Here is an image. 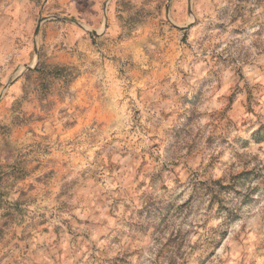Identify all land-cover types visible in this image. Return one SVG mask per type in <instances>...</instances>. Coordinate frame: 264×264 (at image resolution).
Instances as JSON below:
<instances>
[{
    "label": "rangeland",
    "instance_id": "rangeland-1",
    "mask_svg": "<svg viewBox=\"0 0 264 264\" xmlns=\"http://www.w3.org/2000/svg\"><path fill=\"white\" fill-rule=\"evenodd\" d=\"M12 2L15 7L4 9L3 0H0V23H3L5 16H19L22 0ZM250 2L168 0L166 13L175 12L179 19L192 17L193 22L186 29H181L178 24L171 25L172 30L181 32L179 45L174 42V37L169 38L152 52L147 51L141 42L121 40L122 51L118 50L112 58L113 62H120V68L115 72L110 65L105 68L108 74L104 85L107 107L102 106L93 81L77 82L75 99L61 100L58 110L55 105L48 108V114L42 109L34 119L15 124L11 129L0 125V135L12 137L4 141L7 150L5 161L11 162H0V187L5 186L6 179L8 186H20V198L11 204L4 200L9 193L0 190V207L5 208L0 239L4 237V230L9 228L10 222H14L17 216L22 219L27 215L22 204L48 200L55 211L45 205L48 215L36 213L30 217V221H34L32 227L36 235L48 237L51 234L55 237L53 243H58L59 247L53 253L47 251L44 244L37 245L34 264H132V258L141 260L143 242L159 240L173 219L179 218L174 209L183 195L180 191L183 184L179 177L174 181L173 188L163 181L167 174L180 168L183 161L170 159L168 163H160L161 156L174 157L182 147L187 148L185 155L198 153L202 151L201 143L210 151L217 140L223 139L219 134L209 135L205 139L197 133L191 144L182 146L180 143L183 134L197 118L196 107L213 85L221 68L236 62V57L221 53L225 41L218 40V37L225 33L234 37L227 41L225 52L238 47L241 39L247 36L248 28L253 26L246 27L241 20V17H247L245 8ZM233 3L238 5V11L228 19L230 11H233ZM131 8V0H76L72 13L59 17V20L82 28L78 17H87L85 22L91 25L97 16L102 15L104 29L111 32L114 27L119 29L120 22L125 19L124 14ZM201 14L212 16L214 20L198 29ZM132 19L128 17V21ZM226 19L228 22L224 23ZM40 32L41 24L38 22L33 35ZM101 35L103 33L93 27L86 38L95 45ZM253 35L264 38V26ZM207 48L212 51L203 55L212 68H206V74L200 75L190 89L182 91L189 75L197 72L196 64L188 60V54L193 49ZM122 56L126 59L121 60ZM178 63L183 66H178ZM196 63L204 61L198 60ZM145 64L148 67L136 71L139 65ZM125 67L132 71L125 73ZM237 75L243 78L240 69H237ZM124 79L134 86V98L145 101L137 106L132 118L143 115L147 122L151 119L149 113H152V109H159L163 105H174L181 109L172 117L169 108H163L162 114L171 118V125L164 129L161 137L149 134L148 139L152 143L148 147H139L146 134L142 128L122 127L128 112L122 99L126 87L122 83ZM222 86L217 85L218 88ZM5 87L9 93L0 94V115H4L3 109L16 105L12 84ZM252 96L249 90V103ZM232 103H235L234 94L229 95V105ZM244 123L247 124V121ZM247 130L253 139L241 140L244 147L264 144V125L259 129L253 125ZM125 131L127 135L123 134ZM13 156L15 159H12ZM225 163L226 160L214 156L205 161V170L216 171ZM157 185L158 194H154ZM179 209L193 216L198 205L189 197L179 205ZM66 212H70L69 218L61 219L59 225L48 226L50 221ZM230 236V231H221L218 238L212 236L207 239L197 257L199 264H225L226 261L230 264ZM182 248L181 234H169L162 242L157 259L172 251L179 253Z\"/></svg>",
    "mask_w": 264,
    "mask_h": 264
},
{
    "label": "clouds",
    "instance_id": "clouds-1",
    "mask_svg": "<svg viewBox=\"0 0 264 264\" xmlns=\"http://www.w3.org/2000/svg\"><path fill=\"white\" fill-rule=\"evenodd\" d=\"M75 2L22 0L19 16L3 18V23H0V94L7 95L9 89L5 85L12 84L16 105L3 109L0 125L11 129L15 124L34 119L41 114L42 109L45 114H48V108L52 105L58 110L61 100L75 99L77 82L93 81L102 106L107 107L104 85L108 74L105 68L110 65L113 72L120 68V62H113L112 58L118 50L122 51L121 40L141 42L147 51L152 52L169 38L174 37V42L179 45L181 32L172 30L171 25L178 24L181 29H186L193 22L192 17L179 19L175 12L166 13L168 0H131L132 8L124 14L125 19L120 22L119 29L114 27L111 32L104 29L102 15L97 16L91 25L85 22L87 17H78L82 28L76 27L74 23L60 22L59 17L72 13ZM15 6L12 0H3L4 9ZM232 9L228 19L236 15L238 5L233 3ZM245 11L247 17H241L244 26H253L248 28L247 36L241 39L236 49L224 51L228 47L227 41L234 37L227 33L218 37V40L225 41L221 53L236 57V62L221 68L213 85L196 107L197 118L183 134L180 143L182 146L191 144L197 133L205 139L212 134L222 135L223 139L217 140L210 151L201 143L202 151L198 153L185 155L187 148L182 147L174 157L161 156L160 163H168L170 159L183 161L181 167L167 174L163 181L169 188H173L174 181L179 177L183 184L180 189L183 195L174 209L179 218L173 219L159 240H145L143 258H132V264H199L197 257L201 247L210 237L218 238L221 231L231 233V251L228 252L230 264H264V144H254L252 147L241 144V140L253 139L247 130L249 127L254 125L259 129L264 125V38L253 35L264 26V0H251ZM201 15L198 29L214 20L212 16ZM129 16L133 18L132 21H128ZM38 22L41 24V32L34 36L33 30ZM227 22L226 19L224 23ZM93 27L103 33L95 45L86 38ZM211 51V48L193 49L188 54L187 58L196 64L197 72L189 75L182 91L190 89L200 75L206 74V68H212V64L203 55ZM124 59L126 57L122 56L121 60ZM198 60L204 63H196ZM178 66L183 65L178 63ZM145 67L148 65H139L136 71ZM237 69L243 73V78L237 75ZM188 70L191 71L190 68ZM123 71L129 73L132 69L125 67ZM122 83L126 86L122 99L128 108L122 127L142 128L146 134L139 147H148L152 143L148 139L149 134L161 137L164 129L171 125V118L162 114L163 108H169L172 117L181 109L174 105H163L159 109H152V113H149L151 119L147 122L143 115L132 118L137 106L145 101L134 98L132 93L135 88L128 79L122 80ZM221 84L223 86L218 88L217 85ZM249 90L253 93L251 103L248 99ZM231 94L235 95V103L229 105ZM123 134L127 135V132ZM5 139L11 140L12 137L0 135V162H11L5 161ZM156 154L159 155V151ZM214 156L226 160V163L216 171L205 170V161ZM242 172L246 174L237 175ZM222 185L230 187L222 188ZM19 188V185L8 186L6 179L5 186L0 187V190L9 193L4 197L7 204L20 198ZM158 188L159 185L154 194H158ZM189 197L198 205L193 216L179 209V205ZM45 205L55 211L48 200H37L35 203L28 201L21 205L27 215L22 219L17 216L14 222H10L9 228L4 230L5 235L0 239V264H34L39 244H44L49 252L54 253L58 249L59 244L53 243L55 237L51 234L48 237L36 235L32 227L34 221H30L33 214L44 212L45 216L48 215ZM4 211L5 208L0 207V225L3 224ZM69 215L70 212L64 213L50 221L48 226L59 225L60 220L69 218ZM117 216L119 218V214ZM60 226L63 228V225ZM172 233L181 234L183 248L179 253L172 251L157 259L163 240Z\"/></svg>",
    "mask_w": 264,
    "mask_h": 264
},
{
    "label": "trees",
    "instance_id": "trees-1",
    "mask_svg": "<svg viewBox=\"0 0 264 264\" xmlns=\"http://www.w3.org/2000/svg\"><path fill=\"white\" fill-rule=\"evenodd\" d=\"M221 187H222V188H227V187H229V186H226V185H222Z\"/></svg>",
    "mask_w": 264,
    "mask_h": 264
}]
</instances>
